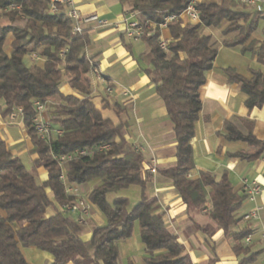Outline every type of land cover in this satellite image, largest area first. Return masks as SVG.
Listing matches in <instances>:
<instances>
[{
  "label": "trees",
  "instance_id": "1",
  "mask_svg": "<svg viewBox=\"0 0 264 264\" xmlns=\"http://www.w3.org/2000/svg\"><path fill=\"white\" fill-rule=\"evenodd\" d=\"M190 0H120L137 20L145 25L155 24L141 38L149 48L152 70L151 82L162 100L173 125L176 141V165L161 174L168 178L187 207H198L209 201L211 220L227 233L239 219L235 213L245 196L233 192L225 174L219 180L208 174L198 179L188 177L193 167L191 140L194 123L201 108L199 89L205 74L212 66L216 48L210 37L201 30L228 26L222 33H237L223 41L226 47H239L242 53H254L264 58L262 42L249 41L256 30L261 14L241 11L230 0H204L196 3L197 24L173 20L168 23L171 40L166 50L159 47L158 24L166 15H179ZM0 18L8 24L0 26V116L8 117L22 109V123L31 143L29 155L35 156L27 168L21 158L12 155L0 140V264H28L21 248L33 247L52 257L51 264H118V243L129 238L135 223L140 228V241L145 247V264H192L178 238L170 234L162 217L156 215L158 203L145 196L150 174L142 175L143 155L124 138L125 123H114L102 116L90 101L91 86L87 75L92 64L85 49L90 44L87 29L72 32L71 22L63 9L52 13L46 0H0ZM11 34L10 54L4 49ZM249 41V42H248ZM248 42V43H247ZM27 55L41 57L42 63L27 64ZM229 82L240 86L247 96L248 110L264 104V74L252 71L246 79L227 69ZM67 83L82 96H63L60 87ZM46 103L49 122L62 131L49 141L41 139L34 127L33 102ZM117 116L123 109L106 103ZM245 132L226 121L223 137L241 141L248 150L234 154L252 160L264 150V141L252 133V123L240 119ZM107 146L106 148H102ZM84 151V155L79 153ZM71 158L63 163L61 157ZM46 172V179L36 180L38 169ZM64 176V178H62ZM93 185L86 200L74 192L76 186ZM130 186L141 188L139 202L128 210V200L117 197L108 203L106 196ZM71 190V191H69ZM82 199L96 207L106 224L93 228L82 239V227L76 215L62 210V206ZM51 209L52 215L47 216ZM248 232L232 234L237 243Z\"/></svg>",
  "mask_w": 264,
  "mask_h": 264
},
{
  "label": "crops",
  "instance_id": "2",
  "mask_svg": "<svg viewBox=\"0 0 264 264\" xmlns=\"http://www.w3.org/2000/svg\"><path fill=\"white\" fill-rule=\"evenodd\" d=\"M204 0H198L201 2ZM81 16L97 15L110 23V26L87 28L90 44L86 47V56L92 64L87 75L91 86L90 101L103 117L114 123H125L124 138L126 142L139 150L143 155L142 175H151L145 186V196L155 198L158 203L156 215L162 217L168 232L178 238L184 252L192 264H264V242L261 229L264 225V150L259 157L247 160L234 156L247 151L246 143L229 141L223 137L224 123L231 122L240 132L245 128L240 119L252 123V133L259 141H264V104L248 110L245 106L247 96L236 83L229 82L227 69L249 79L252 71L264 74V58H257L254 53H242L239 47H226L223 41L233 39L237 33L223 34L228 26L222 22L217 27L201 30L210 37V44L216 48L212 68L205 74V82L199 89L201 108L194 123V135L190 142L193 153V167L189 172L190 179H198L201 174H208L219 180L225 174L234 193L245 196L243 181L256 182L261 191L253 200L246 198L235 215L238 223L224 233L210 218L211 204L206 201L198 207H187L172 182L161 172L176 165V141L173 125L167 116L162 100L157 96L151 82V54L143 40H130L124 35L123 20L130 12L127 5L120 0H74ZM241 11H249L237 6ZM160 37L167 42L171 40L168 29L160 32ZM264 39V16L249 41L262 42ZM12 40V39H11ZM248 41V42H249ZM247 42V43H248ZM9 46L11 41L8 42ZM5 44V43H4ZM4 49V47H3ZM5 51V49H4ZM6 52V51H5ZM7 54H10V49ZM41 57L38 63H42ZM109 89L111 92H107ZM63 96L72 95L78 99L82 96L73 91L67 83L60 87ZM126 92L127 95L123 93ZM106 103L118 104L122 112L117 116ZM3 107V102H0ZM44 116L49 119L48 111ZM22 118V117H21ZM16 126L7 117L0 116V140L5 142L8 151L20 158L29 153L32 146L26 137L22 121L16 126L24 140V149L17 150L9 128ZM32 160L35 156H32ZM155 172L151 173L149 168ZM42 168L38 173L42 181L46 172ZM76 186L74 192L86 200L93 185ZM141 188L130 186L116 194L106 196L108 203L117 197L128 200L131 210L141 198ZM111 196V197H109ZM258 209L256 220L244 221L242 216L251 210ZM47 216L52 215L51 209ZM106 224V219L96 207L89 206V216L82 227V239H87L93 228ZM248 232L240 242L234 241L232 234ZM249 241H246V238ZM22 255L28 264H51V255L33 247L21 248ZM145 247L140 241V228L135 223L131 236L118 243V264H145ZM67 264H73L71 262Z\"/></svg>",
  "mask_w": 264,
  "mask_h": 264
},
{
  "label": "built area",
  "instance_id": "3",
  "mask_svg": "<svg viewBox=\"0 0 264 264\" xmlns=\"http://www.w3.org/2000/svg\"><path fill=\"white\" fill-rule=\"evenodd\" d=\"M49 4V11L55 13L58 11V8L63 9L65 16L71 22L72 25V32L80 34L89 26L95 25L97 28L107 27L110 26V23L104 19H100L97 15H90V16H81L78 9L75 6L74 0H46ZM236 3L239 7L245 8L252 12L261 14L264 16V0H230ZM196 3L198 0H190L186 7L179 15H166L162 17L161 23L158 24V28L160 32L163 29H167L168 23L173 20H181L183 23L189 24H197L199 22V11L196 8ZM124 24V35L126 38L130 40H140L147 31L155 26V24L148 23V24H141L137 18L136 13L128 12L126 17L123 20ZM167 41L162 37H159L158 45L161 49L166 50L167 48ZM36 57L35 55H32ZM107 92H111L107 89ZM127 95L126 92L123 93ZM33 108L35 111V115L33 118V124L36 129L38 136L46 141H49L57 136L62 134V131L59 129H55L50 124L49 120L44 116L47 112L48 106L46 103L40 101L33 102ZM18 116H22V109L17 108L14 112L8 115L7 119L10 123H12ZM104 146L102 148H106ZM80 155H84L85 152L81 151ZM70 156L61 157L59 160V165L62 167L63 163L69 160ZM151 173H154L155 170L153 167L149 168ZM64 178V176H62ZM243 193L245 198L249 201H253L260 193L261 188L258 183L256 182H249L248 180L243 181ZM71 191V190H69ZM62 210L76 215V219L78 224L83 225L86 219L89 216V206L85 203L84 200L78 199L74 203H68L62 206ZM258 218V209L255 208L250 212L244 214L242 219L244 221H251L256 220ZM261 238L264 242V225L261 229ZM246 241H249V238H246Z\"/></svg>",
  "mask_w": 264,
  "mask_h": 264
},
{
  "label": "rangeland",
  "instance_id": "4",
  "mask_svg": "<svg viewBox=\"0 0 264 264\" xmlns=\"http://www.w3.org/2000/svg\"><path fill=\"white\" fill-rule=\"evenodd\" d=\"M7 24H8V22H7L6 19L0 18V26H5ZM11 39H12V35L9 34L7 36V38H6L5 44L3 46L6 52H8L9 49L11 51V48L8 45L9 44L8 42L11 41ZM35 60L37 61V58L34 57V56H32V55H27L24 58V61L27 64H34L36 62ZM51 106L52 105L50 104V108H49L48 114H50ZM21 121H22V118L20 116H18L12 123L17 126L19 124V122H21ZM16 126H13L12 128H9L8 130H9V134L12 137L13 142H16L17 143V146H16L17 150H22V149H24V147H23L24 146V140L21 137V133H19V128L16 127ZM20 158H21L23 164L27 168H29L31 166L32 157L28 153H24L22 156H20ZM43 173H44V171H42V174ZM36 180H37L38 183H40V181L42 180V177L40 176V174L38 173V171H37V174H36ZM109 197H111V196H109Z\"/></svg>",
  "mask_w": 264,
  "mask_h": 264
}]
</instances>
